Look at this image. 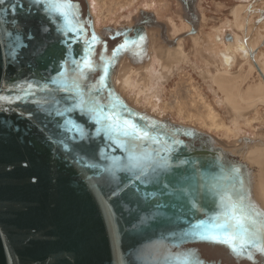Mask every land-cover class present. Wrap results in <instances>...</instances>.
<instances>
[{
  "label": "water",
  "instance_id": "95a60500",
  "mask_svg": "<svg viewBox=\"0 0 264 264\" xmlns=\"http://www.w3.org/2000/svg\"><path fill=\"white\" fill-rule=\"evenodd\" d=\"M174 1V13L189 26L177 35L169 19L145 7L127 18L98 24L91 0H70L78 5L74 23L83 27L69 33L62 17L44 11L46 4L28 14L31 0H0V97L7 98L0 100V264H264V253L254 245L237 256L227 244L184 235L185 230L191 232V223H207L209 217L222 214L223 205L207 207L193 217L183 198L173 194L160 197L169 207L157 210L156 198L146 196L156 191L155 186L112 179L113 173L125 175L121 168L127 153L115 147L117 133L108 131L106 121L97 122L101 109L104 114L114 111L121 122L128 119L153 136L164 126L170 144L172 139L181 141L172 145L173 152L190 163L175 167L172 160L175 178L168 185L170 193L196 187L218 202V192L241 191L246 203L264 214V125L257 126L252 136L242 134L224 139L223 144L208 130L144 105L142 99L148 97L139 95L131 84L146 78L154 61L162 69L180 63L182 40L201 41V0ZM258 1L246 6L256 9ZM13 5L24 7L13 11ZM260 11L264 14V7ZM263 20L264 16L255 25L246 22L241 30L249 47L254 46L252 38ZM21 32L30 33L32 39L21 35L30 46L14 60L9 52ZM226 32L231 40L232 30ZM126 40L129 43L117 52ZM250 51V61L264 84L259 48ZM83 56L91 69L84 67ZM186 58L190 64L161 77L163 84L168 86L187 66L194 70L196 63ZM73 59L81 61L79 67ZM49 76L56 83L45 79ZM26 82L33 84L31 95L16 87H26ZM45 83L48 87L42 89ZM162 90L155 94L162 98ZM233 167L239 173L232 172ZM133 183L134 187L127 186ZM262 223L264 215L257 217L256 227ZM256 244L264 245V232Z\"/></svg>",
  "mask_w": 264,
  "mask_h": 264
},
{
  "label": "snow or ice",
  "instance_id": "6c2138e0",
  "mask_svg": "<svg viewBox=\"0 0 264 264\" xmlns=\"http://www.w3.org/2000/svg\"><path fill=\"white\" fill-rule=\"evenodd\" d=\"M42 4H46L44 8L45 12L50 14H56L58 18L62 17L65 27L69 33L82 29L83 25L77 26L74 23V18L78 21V5H73L70 0H31V7L28 8V14L32 13V9ZM17 7L23 8V5H13V11ZM76 9V11H72ZM19 26L17 25V29ZM14 29V30H17ZM45 32L48 28L43 29ZM58 32L62 31L57 29ZM21 35L24 36L25 40L32 39L31 34L20 33L15 37L14 47L10 49L9 55L14 59L18 60L20 56V50L22 48L29 47L30 45L21 40ZM139 39L144 40L143 36H139ZM93 42L97 40L95 34L92 36ZM135 43V41H131ZM129 43L125 41L124 44L118 46L117 52ZM38 53V50H34ZM115 55V53H114ZM82 61L85 68H92L91 62L87 56L82 57ZM72 63L77 64L79 67L81 61L73 59ZM108 66H104L105 74L107 73ZM82 74V73H81ZM50 80L52 83H56L54 76L45 78ZM104 77L100 78V82L103 83ZM20 91L25 92L26 95H31L29 91L33 88V84L26 82V87L23 84L16 85ZM42 89L48 87L47 83L41 86ZM6 97H0V100H5ZM16 99H23L21 96H17ZM37 103H40L37 101ZM115 108V105L112 106ZM106 121V128L110 132H116L117 135L113 140L115 147L122 148L127 153V163L123 165L121 171L125 174L121 177H116L115 173L112 174V179H118L121 181L131 180L133 182L139 180L142 184H150L155 186L156 191L147 193V197L156 198V209H162L169 207L166 203L160 201V197L165 195H178L179 198H183L186 211L191 216L195 217L196 213L204 210L207 207H219L223 205L224 211L220 215H213L208 218V222L205 220H199L195 223L190 224L191 232L185 230L184 235L199 236L204 240H214L219 243L227 244L232 252L237 256H241L248 245H254L257 251L264 253V245L256 244V240L259 238V234L264 232V223L259 227L257 225V217L264 214L256 210L255 206L246 203L247 196L241 191L234 192H218L216 196L217 200H210L208 193L202 191L200 188L193 187L187 193L183 188H177L175 193H170L168 185L173 183L174 175L172 160L175 159V167L189 164L187 159L181 158L180 155L173 152L172 145L181 144L180 140L172 139L171 144L169 143L168 133L164 131V126H160V134L153 136L151 132L140 129L139 126L128 119H121L114 114V111H109L104 114V110L101 109V118L97 122ZM61 127V125H57ZM77 130L82 132V129L78 125H73ZM151 127L155 129L157 125L152 124ZM58 143H64L63 141H57ZM150 142V143H148ZM157 145V147H152ZM167 153L166 156H161L160 153ZM194 163V162H192ZM114 164L118 165V161L114 158ZM88 166V165H86ZM95 167V165H91ZM105 171H109L105 169ZM234 173H239L238 167L231 169ZM131 172V175L128 173ZM240 185L243 186V181H239ZM128 187H134L133 184H128ZM235 187V186H234ZM138 194V193H134ZM203 201V205L202 202ZM207 215V213H206ZM221 216L223 219L221 220ZM179 220V217H176ZM171 223V220H169ZM251 259V255L248 257ZM185 264H188L186 261ZM198 264V261L195 262Z\"/></svg>",
  "mask_w": 264,
  "mask_h": 264
},
{
  "label": "bare ground",
  "instance_id": "6f19581e",
  "mask_svg": "<svg viewBox=\"0 0 264 264\" xmlns=\"http://www.w3.org/2000/svg\"><path fill=\"white\" fill-rule=\"evenodd\" d=\"M91 3L98 24H102L97 14L98 11H96V9L98 10V1L91 0ZM141 7H145L149 10L152 9L159 14V11L156 9L157 6L155 8L151 6ZM161 7L162 5H159V9H161ZM248 8L249 7L246 6L237 7L234 14L236 18L235 20H228L227 23L217 26L216 30L213 31L211 35H209L210 33L206 34L205 41H193L196 53L200 55L203 61L207 60L204 67H193L195 70L193 71L197 74L199 80H203L206 84L208 83V87L212 89L209 93L212 95L214 104L217 107L216 110L213 107V104H208L205 115L201 114L197 117H200L201 119L205 118V125L208 129L206 128L204 130H208L211 133L214 131L217 134H222V137L217 138H219V141L223 144H226L224 139L230 140L233 137H238L242 134L249 136L254 135L256 131V125H254V123H258L260 111L264 108L263 80L260 75L257 74V70L250 61V47L254 50V47L258 46V60L264 68V54H261V51L264 48V45L261 46V41L264 39L262 37L264 35V27L260 32L254 31L257 35L252 38L254 46L250 45L249 47V43H246L241 32V30L244 29L246 22H248V24L255 25V21H252L250 18L252 14ZM244 12L246 13L244 14ZM263 16L264 14L262 17ZM249 18L251 21L248 20ZM180 25L182 26V30L189 27L182 19ZM227 29L232 30L231 40L226 39ZM182 30H173V34L177 35ZM185 41L182 40L181 42L183 54L181 56L182 61H180V63L173 67L164 66L162 69L160 67V63H158L157 68V61H154L155 65L151 67L150 71H148L147 74L149 75H146V78L138 80L137 83H131V77H128L127 83L134 84V89H137L136 91H138L139 95H146L148 97L146 90L157 89L158 87L155 86V83L159 82L162 84L160 82L161 77L167 76L173 70L181 67L184 63L190 64V61L186 58L188 56L184 49ZM207 46L209 49H207ZM200 47H204L205 51L204 49L199 50ZM235 68L238 69V72ZM211 69L213 71L210 72ZM153 85L154 87H152ZM155 100L156 99L151 96L148 97L147 102L148 104H151L150 106L153 105L154 109L165 111L164 107H160L159 102ZM203 100L205 101V98H203ZM220 111H222V113L223 111L226 112V115L230 119L228 122L225 120L226 117H223ZM243 113L246 114L243 115ZM187 121L188 118H186V120L183 119V122L188 123Z\"/></svg>",
  "mask_w": 264,
  "mask_h": 264
},
{
  "label": "rangeland",
  "instance_id": "374dc122",
  "mask_svg": "<svg viewBox=\"0 0 264 264\" xmlns=\"http://www.w3.org/2000/svg\"><path fill=\"white\" fill-rule=\"evenodd\" d=\"M97 1H98L97 3L98 10L96 9V11H98L97 14L102 24H106L112 20L118 21L123 16L127 18L132 12L136 10V8L141 6H148V7L151 6L154 8L157 6L156 9L159 11V15H160L159 17L169 19L174 25L175 28L174 30H178V29L182 30V26H181L182 24L180 25L181 18L177 16L174 13L175 10H173L175 6L174 0H97ZM251 1L253 0H201L200 7L204 16V21L202 22L203 25L201 32V41H205L206 34L210 33L209 35H211V33L216 30L217 26L227 23L228 20H235L236 19L234 15L235 9L237 7L246 6V4ZM257 3L259 4V7L256 8L257 12L253 10L250 11L252 14L251 16H253L254 12L258 14L260 13L258 17L260 18L262 16L261 14L263 13L260 10L264 7V0H260ZM159 5H162L161 9H159ZM233 8L234 10H232ZM211 15H217L221 19L215 20L213 18H210ZM228 30L229 29H227L226 31ZM254 36H257L256 33H254ZM184 43H185V48H184L185 52L187 56L190 58L191 62L192 63L195 62L196 64L195 63L194 64L196 65V67L197 66L201 68L204 67L207 60L203 61L200 55L196 53V48L193 45V41L186 40ZM207 49H209L208 46ZM261 54L262 55L264 54V48L262 49ZM154 65L155 64H153V66ZM203 84H204L203 80H199L197 74L192 70V68L187 66L182 73L179 72L173 78V81L169 83L168 86L165 85L164 87L162 86L159 88V90H161V88L163 89L162 91L164 96H162V98L161 96H157L155 92L153 94V97L156 99L155 101L159 102L160 107H164L165 111L164 110L162 111L170 113L175 119L186 120V118H188L187 122L189 124L192 125L194 124L199 128L206 129L207 126L205 125L206 122L205 118L201 119L200 117L197 116H200L201 114L205 115V113L207 112L208 104L211 105L213 104V107L216 110L217 107L214 104L212 95L209 93V91L212 89L210 87H207L208 83L207 84L205 83L207 86ZM157 91L158 89L156 90V92ZM134 92L135 91L133 89V93ZM202 97L205 98V101L203 100ZM142 103L144 105H149V106L151 105L148 104V102L145 99H142ZM151 107L154 108L153 105ZM220 112L222 113V111ZM222 116L226 117L223 113ZM225 120L228 122L227 118ZM262 124H264V108H262L260 111V117L258 118V123L256 124L254 123V125H256L255 127ZM212 133L216 137H222L221 133L217 134L214 131Z\"/></svg>",
  "mask_w": 264,
  "mask_h": 264
},
{
  "label": "flooded vegetation",
  "instance_id": "af4514ba",
  "mask_svg": "<svg viewBox=\"0 0 264 264\" xmlns=\"http://www.w3.org/2000/svg\"><path fill=\"white\" fill-rule=\"evenodd\" d=\"M156 14H157L158 16H160L158 13H156ZM243 27H244V26H243ZM158 63H159V62L157 61V64H156L157 66H158ZM235 70L238 72V69H237V68H235ZM182 71H183V70H181L180 73H182ZM212 71H213V70H212ZM210 72H211V70H210ZM256 72H257V71H256ZM257 74H258V72H257ZM160 82H161V81H160ZM161 83H162V84H160L159 82H156V83H155V86H157L158 89H159L160 87H162V86L164 87L165 84H163V82H161ZM152 87H154V85H153ZM156 90H157V89H153V90H149V89H148V90H146V91H147V95H148V97H149V96H150V97H151V96L153 97V94H152V93L156 92ZM150 91H151V92H150ZM153 98H154V97H153Z\"/></svg>",
  "mask_w": 264,
  "mask_h": 264
},
{
  "label": "crops",
  "instance_id": "0c3cea01",
  "mask_svg": "<svg viewBox=\"0 0 264 264\" xmlns=\"http://www.w3.org/2000/svg\"><path fill=\"white\" fill-rule=\"evenodd\" d=\"M252 6H253V5H252ZM252 6L249 7L248 9L257 12V9H252ZM259 15H260V13L258 14V13H255V12H254V13H253V16H251L250 18H251L252 21H255V22H256L257 19L259 20L260 18H262V16H261L260 18H258ZM261 15H263V14H261ZM232 18H233V16H232ZM250 18L248 19L249 21H251ZM242 19H243V18H242ZM243 21H244V19H243ZM262 23H263V25H262ZM253 25H254V24H253ZM260 25H262V26H260ZM260 25H259V31L261 30V27H262V30H263V27H264V20H263V22H261ZM263 33H264V30H263Z\"/></svg>",
  "mask_w": 264,
  "mask_h": 264
}]
</instances>
